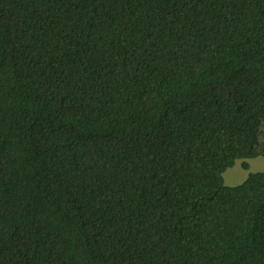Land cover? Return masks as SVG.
<instances>
[{"label": "trees", "instance_id": "trees-1", "mask_svg": "<svg viewBox=\"0 0 264 264\" xmlns=\"http://www.w3.org/2000/svg\"><path fill=\"white\" fill-rule=\"evenodd\" d=\"M264 0H0V264H264Z\"/></svg>", "mask_w": 264, "mask_h": 264}, {"label": "rangeland", "instance_id": "rangeland-1", "mask_svg": "<svg viewBox=\"0 0 264 264\" xmlns=\"http://www.w3.org/2000/svg\"><path fill=\"white\" fill-rule=\"evenodd\" d=\"M249 162L250 168L246 171L241 167L242 161H236L233 168H230L224 172V184L228 187H234L240 185L243 181H245L248 173L264 172V157H258Z\"/></svg>", "mask_w": 264, "mask_h": 264}, {"label": "crops", "instance_id": "crops-1", "mask_svg": "<svg viewBox=\"0 0 264 264\" xmlns=\"http://www.w3.org/2000/svg\"><path fill=\"white\" fill-rule=\"evenodd\" d=\"M251 160H254V159H250V160H247L246 162L249 164V168H250V162Z\"/></svg>", "mask_w": 264, "mask_h": 264}]
</instances>
